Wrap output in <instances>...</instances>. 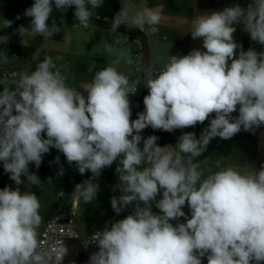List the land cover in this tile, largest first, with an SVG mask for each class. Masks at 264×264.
<instances>
[{
  "label": "clouds",
  "instance_id": "9594fccd",
  "mask_svg": "<svg viewBox=\"0 0 264 264\" xmlns=\"http://www.w3.org/2000/svg\"><path fill=\"white\" fill-rule=\"evenodd\" d=\"M102 3L34 0L24 12L31 18L29 25H21L17 32L23 38H51L60 32L54 19L48 23L53 4L63 12L75 6V20L87 27L93 9ZM161 19L151 7L134 11L122 3L109 28L117 33L121 25L129 30L147 26L149 34H156ZM11 24L4 20L2 28ZM237 24L252 41L264 45V0H252L246 8L233 4L197 14L190 33L193 40L202 39L203 50L169 56L158 72L146 67L143 84L148 94L136 119L129 100L137 92L136 82L111 65L97 71L82 86L83 92L68 86L51 57L30 74L20 73L11 85L0 81L4 84L0 162L17 186L24 183L22 176L39 185L41 180L29 165L39 169L44 154L55 148L69 164L75 162L80 174L92 173L73 191L90 204L99 192L93 177L98 179L104 168L119 161L116 190L121 194L112 196L110 204L116 214L128 207L132 212L94 237L99 250L88 264H202L205 256L207 264L264 262V166L250 173L227 167L201 179L203 173L194 163L214 138L231 139L241 130L254 132L264 125V51H244L234 40ZM127 40L116 37L105 43V49L111 52L114 44ZM7 41V36H0V43ZM8 57L0 50V62L7 63ZM120 57L133 63L128 48L121 49ZM237 108L239 114L233 117ZM206 120L208 127L199 138L194 132L178 138V150L159 146L156 135L141 136L148 127L173 132ZM63 174L61 167L57 175ZM47 183L51 185L52 179ZM185 205L190 218L183 211ZM153 206L159 213L153 212ZM40 207L34 192L22 194L19 187L10 186L0 189V264H60L68 254L64 245L43 248ZM182 217L186 222H179Z\"/></svg>",
  "mask_w": 264,
  "mask_h": 264
},
{
  "label": "crops",
  "instance_id": "0c3cea01",
  "mask_svg": "<svg viewBox=\"0 0 264 264\" xmlns=\"http://www.w3.org/2000/svg\"><path fill=\"white\" fill-rule=\"evenodd\" d=\"M0 2L5 4V8H13L17 4H23L25 9L18 14L20 17L18 20L27 26L29 25L31 18L26 17L24 12L27 8L31 7L34 0H0ZM122 3L130 5L134 11L140 10L143 7H151L153 10L161 13L162 19L160 24L156 26L158 27L156 34H149L147 26H145V35L150 51V66L153 69H161L168 62V57L176 55L179 50L183 52L182 55H187L194 49L203 50L202 39L197 38L193 40L190 33L193 27V19L197 14L222 10L224 7L233 4H239L246 8L252 3V0H103L101 7L93 9V14H101L113 20L116 13L120 10ZM53 19L60 26V32L54 33L51 38L33 36V41L29 46L17 50V55L22 59H28V51H32L30 58L32 66L29 74L36 69L37 65L45 57H51L57 68L66 77L68 86L77 88L78 90L84 84L90 83L97 71L110 65L116 67L117 71L126 75L130 82H133L139 76L133 57L136 48L131 42V33L119 30L117 33H112L108 28L95 25L84 27L75 20L71 12L68 10L64 12L63 10H58L54 4L53 12L48 21L50 25ZM235 27L234 40L242 45L244 51H247L249 48H254L257 52L264 51V45L252 41L249 34L242 30V24H237ZM66 34L67 39H65ZM124 36L128 37L126 43L114 44L111 52L105 49L106 42L112 43L116 37ZM123 48L130 49L133 60L131 65L126 63V58L120 57L121 49ZM239 50L237 49V53ZM117 59L120 60L118 64L115 63ZM81 91L83 92L82 89ZM84 94L86 95V93ZM129 96L132 95L130 94ZM144 96L146 95L144 94ZM131 107L132 119H136L137 114L144 110L143 100L135 104L132 103ZM238 114L237 108V111L232 113V115L236 117ZM211 118H214V114L209 117V119ZM208 122L206 120L203 124L198 123L195 127L177 129L173 132L153 130L151 127L144 129L142 132L146 138L150 135L159 137L157 141L159 146H170L172 149H176L178 138L184 132H194L196 137L199 138L201 132L208 127ZM57 156H59V163H55ZM217 161L220 162L219 167H217ZM194 163L199 164L198 171L203 173L201 179H205L208 175L227 167H232L240 172L250 173L253 170L258 172L264 166V125L255 129L254 132L241 130L231 139L214 138L207 146L206 151ZM118 164L119 161L102 170L100 177L96 179V183L99 184V192L97 194L105 190L102 188L108 186L112 176H115L116 180L118 179V173L115 171ZM69 165L71 166L67 162L66 157L57 149L52 148L49 153L44 154L39 168L47 171L49 174L56 175L62 167L64 173L67 174L70 170ZM88 172L92 174L90 171ZM68 184L70 185V179H67L66 185ZM159 198L160 196L157 197V199ZM152 210L155 213H159V210L154 206ZM183 211L190 218L191 213L187 205L184 206ZM125 217L126 215L123 218ZM117 220H120V218ZM179 222L183 223L186 221L182 217ZM202 264H207L206 256L202 258ZM261 264H264V262H261Z\"/></svg>",
  "mask_w": 264,
  "mask_h": 264
},
{
  "label": "rangeland",
  "instance_id": "374dc122",
  "mask_svg": "<svg viewBox=\"0 0 264 264\" xmlns=\"http://www.w3.org/2000/svg\"><path fill=\"white\" fill-rule=\"evenodd\" d=\"M23 9H25L23 4H17V6L13 8H5V4L0 2V36L8 37L7 43H0V50H5L9 56L7 63L0 62V81L7 80L9 85L19 78L20 73H29L32 66V60L30 59L32 51H28V59H22L17 55V50L29 46L33 41V37H21L17 32L18 28L13 27L12 25L7 28H2L4 20L19 22L17 16ZM22 24L27 26L23 22ZM11 72H16V76L7 78L5 74ZM3 87L4 84L0 83V91L3 90ZM145 95H147V93ZM32 166H34V164L29 165L30 172L36 174L40 178L41 183L39 185H32L27 183L25 180L26 177L24 178L22 176L21 179L24 181L23 192H34L40 201L41 207L39 209V214L43 217V222L38 230V232H40L47 220L53 214L58 212L66 203L65 199L58 196L59 192L64 191L69 194V196H74L73 191L75 186L84 182L85 178L89 175V172L80 174L75 162H73L71 166L69 165L70 170L68 169V173H64L63 176H58L57 174L53 175L52 173L49 174L41 168H32ZM48 178L52 179L51 185L47 183ZM67 179H70V185H66ZM95 179L93 182H96ZM0 182L5 183L6 186H10L13 189L17 187L15 182L10 179V174L4 172L2 162H0ZM119 187V180H116V177L112 176L108 186L102 188L105 190H102L103 192L97 194L96 199L92 203L86 204L78 197L80 200L81 212L77 218V225L84 239L99 229L105 228L110 221L119 218L123 219L125 215L127 216L128 213L132 211V207H128L120 214H116L112 209L110 199L114 195L119 196L121 194L116 190Z\"/></svg>",
  "mask_w": 264,
  "mask_h": 264
},
{
  "label": "built area",
  "instance_id": "2783aa9c",
  "mask_svg": "<svg viewBox=\"0 0 264 264\" xmlns=\"http://www.w3.org/2000/svg\"><path fill=\"white\" fill-rule=\"evenodd\" d=\"M75 7V6H74ZM93 19L105 22H112L113 20L108 17H104L101 14H93ZM13 27L19 28L23 25L21 22H12L11 24ZM93 24L90 23L87 27L92 26ZM139 32L145 34L146 28L141 30L137 28ZM131 42L133 46L136 48L133 57L134 62L136 65V70L139 73V76L135 78L133 82H136L137 92L135 94H131L132 96H136L141 88L142 84V73L144 67L143 61V51H142V41L141 38L136 35H131ZM183 52L179 50L175 56L182 55ZM238 55V53H237ZM162 69V68H161ZM161 69H154V71L158 72ZM7 78H12L16 76V72H11L5 74ZM141 82V83H140ZM148 94V89L146 88L145 94ZM132 104V103H131ZM92 174H89L85 180L91 179ZM84 180V181H85ZM94 180V177H93ZM60 192H63V195H60ZM58 196L62 199L66 200L65 205L55 214H53L45 223L42 230L39 232V239L41 244L43 245L44 249H50L54 246L64 245L68 249V254L60 261V264H68L67 263V256L71 253L74 243L79 241L81 244V248L85 258V264H88L90 256L98 251V245L93 242L94 237L98 233H102V231L109 226V223L105 228L99 229L98 231L94 232L89 238L83 239L81 232L77 225V218L80 213V201L77 196H69L64 191H60ZM115 222V221H112ZM87 245V247H86Z\"/></svg>",
  "mask_w": 264,
  "mask_h": 264
},
{
  "label": "water",
  "instance_id": "95a60500",
  "mask_svg": "<svg viewBox=\"0 0 264 264\" xmlns=\"http://www.w3.org/2000/svg\"><path fill=\"white\" fill-rule=\"evenodd\" d=\"M67 10L74 15V13H75V7L74 6L68 7ZM91 23L95 26H100V27L110 29L109 27H110L111 22L99 21V20L92 18ZM119 31H124V32H128L131 34H136L141 38V41H142V51H143V61H144V67H143V73H142V84H141L140 91L136 96H129L130 102L135 104V103L143 100V98H144L146 88L144 87V84H143V77H144V71H145L146 67L150 66V51H149L146 35L139 32L137 28L129 30L127 28V26L121 25L119 27ZM141 136H142V138L146 139V136L144 135L143 132H141ZM5 186H6L5 183L0 182V189H3ZM23 186H24L23 183L21 185L17 186L20 188L21 193L23 192ZM170 222L173 223V225L175 226V223H176L175 220L170 221Z\"/></svg>",
  "mask_w": 264,
  "mask_h": 264
},
{
  "label": "trees",
  "instance_id": "16d2710c",
  "mask_svg": "<svg viewBox=\"0 0 264 264\" xmlns=\"http://www.w3.org/2000/svg\"><path fill=\"white\" fill-rule=\"evenodd\" d=\"M68 264H85L84 254L79 241L74 243L71 253L67 256Z\"/></svg>",
  "mask_w": 264,
  "mask_h": 264
}]
</instances>
